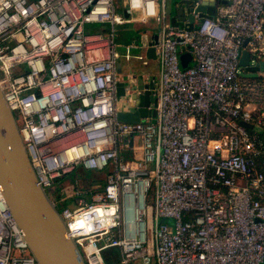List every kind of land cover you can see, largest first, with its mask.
Masks as SVG:
<instances>
[{
    "label": "built area",
    "instance_id": "1",
    "mask_svg": "<svg viewBox=\"0 0 264 264\" xmlns=\"http://www.w3.org/2000/svg\"><path fill=\"white\" fill-rule=\"evenodd\" d=\"M214 1L188 30L167 0H0V93L84 264H264V72L239 65L264 61V0ZM134 23L147 46L121 54ZM149 47L157 77L131 72L117 97L120 60L146 67ZM139 75L155 116L119 123ZM77 168L104 173L101 192L59 189ZM2 191L0 264H36Z\"/></svg>",
    "mask_w": 264,
    "mask_h": 264
},
{
    "label": "water",
    "instance_id": "2",
    "mask_svg": "<svg viewBox=\"0 0 264 264\" xmlns=\"http://www.w3.org/2000/svg\"><path fill=\"white\" fill-rule=\"evenodd\" d=\"M198 14L199 22L215 15L214 0H181L176 6L177 23L192 30L195 23L194 14ZM156 43L157 36L152 37ZM140 45L147 46V36L140 37ZM246 42L243 47H245ZM190 54L179 55L180 67L188 68ZM239 65L246 72H264V61L256 67H250L249 55L244 51ZM145 57L155 61L154 49H146ZM121 73L118 65V74ZM129 98V108L117 113L119 123L134 124L146 119L155 111L148 108L154 105L153 83L146 84L142 76L135 80ZM134 84L133 79L119 81L117 97L125 93V86ZM12 113L7 108L0 93V187L8 209L12 213L18 227L24 234L29 253L36 264H84L80 252L73 239L66 237V227L56 207L47 193L37 186L36 176L30 164L27 152L19 136ZM244 125V124H243ZM246 126V125H244Z\"/></svg>",
    "mask_w": 264,
    "mask_h": 264
},
{
    "label": "rangeland",
    "instance_id": "3",
    "mask_svg": "<svg viewBox=\"0 0 264 264\" xmlns=\"http://www.w3.org/2000/svg\"><path fill=\"white\" fill-rule=\"evenodd\" d=\"M181 0H167L166 2V5H167V13H168V18L170 19L171 17L173 18V16L176 14V6L179 4ZM99 25H86L85 26V32H92L94 30H96L98 28ZM151 29L150 26H145V25H141V24H137V23H134V24H129V25H124V26H121V27H118L117 30H118V33H120V38H117L116 39V43L118 44V48L117 50L119 51V53H124V46L122 47V45L124 44V41L125 39L128 41V43H131V42H137V47L140 45V33H138L136 30L137 29ZM140 53V50L137 48V49H134L131 51V54L132 55H137ZM132 65L133 66H136L137 70L139 72H144V73H151V72H154L155 70V67L151 64L150 66L148 67H143L141 65V62L139 61H136V60H133L131 61ZM125 61L124 59H121L120 60V70H121V75H118L120 81H124L126 79H128L127 77V69H126V66H125ZM243 77L245 78H254L256 77V75L254 73H248V74H242ZM122 107V106H121ZM80 173L77 175V178L79 177ZM93 182L92 184L89 185L88 182L86 181H78L77 185L75 186V183H72L70 181V178H66L64 179L63 181H61L60 183H58V186L59 189H66L67 192L69 193V195H71L75 189H82L84 190L85 188L88 187V189H98L100 186H102L103 183H105V174H99V173H96V172H87L86 173V180L87 181H91V179H93ZM99 182V183H98ZM73 191V192H72ZM69 205H70V202H69ZM114 252V250H113Z\"/></svg>",
    "mask_w": 264,
    "mask_h": 264
},
{
    "label": "trees",
    "instance_id": "4",
    "mask_svg": "<svg viewBox=\"0 0 264 264\" xmlns=\"http://www.w3.org/2000/svg\"><path fill=\"white\" fill-rule=\"evenodd\" d=\"M176 21L175 20H172V22L171 23H173V24H178V23H175ZM142 29H137L136 31L139 33V31H141ZM120 33L118 34V38H120ZM128 43V41L125 39V41H124V44H127ZM87 172H92V171H85L84 169H82V168H77V169H74L73 171H71V172H69L67 175H65V176H63L62 178H59V179H57L56 180V183L58 184V183H60L61 181H63L64 179H66V178H70V181L72 182V183H75V181L78 183V181L80 180V181H86V182H90L89 183V185L90 184H92L93 182H95V181H93L94 180V178L93 179H91V181H87L86 180V173ZM80 173V175H79V177L77 178V175ZM97 173V172H96ZM99 174H103V173H99ZM77 179H79V180H77ZM99 183V182H98ZM104 185H105V183H103L102 184V186H100L98 189H94V190H92V194H95V193H99V192H101V190L104 188ZM60 186H58V188H59ZM85 189H87L88 190V187L87 188H85ZM49 197L51 198V196L49 195ZM86 201L87 202H90L91 201V199H90V197L88 196L87 198H86ZM56 209H57V211L58 212H60V206L59 205H57V207H56ZM106 262H109V260H107L106 259Z\"/></svg>",
    "mask_w": 264,
    "mask_h": 264
},
{
    "label": "crops",
    "instance_id": "5",
    "mask_svg": "<svg viewBox=\"0 0 264 264\" xmlns=\"http://www.w3.org/2000/svg\"><path fill=\"white\" fill-rule=\"evenodd\" d=\"M172 20H175L176 22L175 23H177V17H176V14L173 16V18L171 17L170 18V21L172 22ZM179 24V23H178ZM123 45H125V44H123ZM122 45V46H123ZM122 54V53H121ZM125 66H126V69H127V74L126 75H128V74H130L131 72H133V73H140L138 70H137V68H136V66H133L132 65V63H126L125 62ZM153 65L154 67H155V70H154V72H151V73H146V74H149V75H151V76H153V77H157V75H158V62L155 60V61H152V60H150L149 62H148V65L146 66V67H148V66H150V65ZM120 68H121V66H120ZM142 73H144V72H142ZM120 75L122 76V74L120 73Z\"/></svg>",
    "mask_w": 264,
    "mask_h": 264
}]
</instances>
